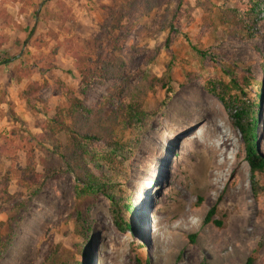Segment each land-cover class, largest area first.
Listing matches in <instances>:
<instances>
[{
  "label": "rangeland",
  "instance_id": "374dc122",
  "mask_svg": "<svg viewBox=\"0 0 264 264\" xmlns=\"http://www.w3.org/2000/svg\"><path fill=\"white\" fill-rule=\"evenodd\" d=\"M41 1L0 0V54L14 57L0 64V189L8 178L9 193L20 191L15 177L25 164L23 143L42 132L68 96L96 108L118 83L105 80L83 93L74 55L94 58L108 53L112 38L122 41L131 84L141 85L144 76L152 81L142 101L151 116L141 130L121 120L116 126L118 137L136 146L126 166L116 161L100 169L86 156L103 187L98 192L78 194L67 172L48 179L26 211L0 199V229L14 236L0 264H44L62 248L72 251L71 264H246L249 256L251 264H264V173L251 176L245 140L208 87L227 83L229 96L239 97L236 107H255L264 82V0H256L260 10L246 28L221 23L219 12L207 11L200 0H159L148 14L137 0L122 20L126 29H111L126 0H45L36 22ZM154 78H164L172 90L163 112L166 88ZM31 81L44 83L32 109L20 96ZM118 99L108 100L105 115ZM255 109L264 159V88ZM107 192L135 205L136 217L126 213L133 230L115 227Z\"/></svg>",
  "mask_w": 264,
  "mask_h": 264
},
{
  "label": "trees",
  "instance_id": "16d2710c",
  "mask_svg": "<svg viewBox=\"0 0 264 264\" xmlns=\"http://www.w3.org/2000/svg\"><path fill=\"white\" fill-rule=\"evenodd\" d=\"M137 0H126L120 7L111 29H126V25L122 24V20L129 16L134 9ZM159 3V0H144V14H148L151 9ZM234 6H228L213 0H200V5L207 11L214 8L220 14V22L246 28L250 22L256 18L260 8L256 0H247V3L241 4L239 0H232ZM135 23L129 25V29L124 31L126 35L133 29ZM110 36V33L108 32ZM124 35V36H125ZM122 41L112 38L109 43L108 53L99 52L94 58L86 54L74 55L76 68L80 75L79 86L84 93L91 89L95 84H103L105 80H116L118 82L110 91L104 102L96 108H88L78 97H69L66 105H59L55 108L54 113L50 115L42 124V132L32 135L33 139H27L23 143L25 164L23 167L16 169V185L20 189L19 192L9 193L8 178L2 181L0 189V199L3 203H8L14 210L30 208L31 202L42 190L48 179H55L63 173H73L77 193L93 194L99 191L101 187L95 179L86 156L89 155L93 162L97 163L98 168L102 169L117 161L118 165L124 167L128 164L129 159L135 152L136 146L132 143L123 142L116 133V126L121 120L125 125L141 130L150 113L142 107L143 98L146 95L147 88H152L151 80L146 76L140 85H132L130 75L126 73L127 62L121 52ZM197 52L201 55L204 53L200 50ZM3 55V57H1ZM12 56L7 52L0 54V64H6ZM50 68V67H49ZM170 75V66L167 67L166 76ZM166 88V100L160 104V111L163 112L166 102L171 98L172 90L168 86L169 82L163 83L164 78H154ZM234 85V80H231ZM222 88L218 89L214 83L208 85L210 92L215 94L227 109L232 124L241 132L246 143V160L250 165L251 176L254 177L256 171L264 173V159L258 155V137L256 127L258 126V116L256 107L260 104L263 95L264 82L260 80L258 83V93L254 102L255 107L234 105L238 103V95L228 94L227 83L220 84ZM44 87L37 81H31L27 87L21 92L23 98L29 108H34V97ZM231 89V87H230ZM119 98V106L105 115V108L108 100ZM128 100V101H127ZM61 134H65V141L60 138ZM102 142L104 148H95L94 145ZM22 148V149H23ZM40 151V154H39ZM39 166L41 170H39ZM114 169V168H113ZM104 170V169H103ZM112 169L109 170V172ZM108 172V171H107ZM9 173V172H7ZM114 173V172H112ZM83 183L79 187V183ZM111 182V180H110ZM112 184H115L112 181ZM105 185V184H104ZM26 199L23 198L24 195ZM106 196L111 202V213L113 224L119 231L127 229L133 230V225L128 222L126 213H130L136 217L135 205L130 202V198L121 202L120 198H116L114 193L107 192ZM216 210L213 206L206 220H210V216ZM11 219L10 221H13ZM221 224L220 221H216ZM4 223H0L3 225ZM11 230V223H7ZM194 236H190L193 240ZM14 236L13 233L4 234L0 229V260L6 253ZM82 255L88 256V252L83 250ZM74 255L67 248L56 249L48 256L44 264H71ZM253 258L248 257L246 264H251ZM72 264H81L73 261ZM136 264L143 263L140 259L136 260ZM198 264H207L201 261Z\"/></svg>",
  "mask_w": 264,
  "mask_h": 264
},
{
  "label": "water",
  "instance_id": "95a60500",
  "mask_svg": "<svg viewBox=\"0 0 264 264\" xmlns=\"http://www.w3.org/2000/svg\"><path fill=\"white\" fill-rule=\"evenodd\" d=\"M45 0L41 1V3L39 4L37 10H36V13H35V21L37 22L38 20V17H39V13H40V9L42 7V4L44 3ZM26 42V41H25ZM21 53H19L17 56H19Z\"/></svg>",
  "mask_w": 264,
  "mask_h": 264
},
{
  "label": "bare ground",
  "instance_id": "6f19581e",
  "mask_svg": "<svg viewBox=\"0 0 264 264\" xmlns=\"http://www.w3.org/2000/svg\"><path fill=\"white\" fill-rule=\"evenodd\" d=\"M208 117H209V116H208ZM197 118H198V117H197ZM211 120H212V119H211ZM210 122H211V121L209 120V123H210ZM183 123H184V122H183ZM212 123H213V122H212ZM212 123H210V124L213 125L214 123H213V124H212ZM209 127H210V126H209ZM206 128H207V127H205V129H206ZM210 128H211V127H210ZM207 129H208V128H207ZM211 130H212V129H211ZM208 131H209V130H208ZM205 142H206V141H205ZM207 143H208V142H207ZM207 143H206V144H207ZM210 146H211V145H210ZM208 149H209V148H208ZM212 149H213V148H212ZM212 149H211V150H212ZM212 153H213V151H212ZM212 153H211V154H212ZM155 226H156V225H155Z\"/></svg>",
  "mask_w": 264,
  "mask_h": 264
}]
</instances>
